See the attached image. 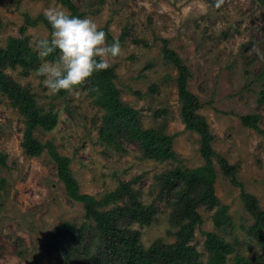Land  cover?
<instances>
[{"label":"rangeland","instance_id":"1","mask_svg":"<svg viewBox=\"0 0 264 264\" xmlns=\"http://www.w3.org/2000/svg\"><path fill=\"white\" fill-rule=\"evenodd\" d=\"M84 17L107 28L119 40L121 53L109 59L117 73L116 84L124 104L139 112L145 129H163L174 136L176 158L159 162L148 159L138 143L117 146L99 142L98 127L103 111L90 92L82 88L66 95L51 93L43 77L22 68L8 69L12 80L35 94L39 106L58 115L54 130L34 131L41 144L51 142L56 152L71 161L80 192L97 199L113 192L121 182L137 179L133 188L141 201L155 204L156 221L149 227L136 224L145 248L162 241H177V228L170 220V195L158 185V176L175 169L204 165L200 136L186 128L178 95V69L166 56L173 51L189 70L188 87L201 104L214 137L213 148L238 170L246 192L255 195L264 210V0H74ZM60 7L57 0H0V47L10 38L27 37L34 42L49 36L40 22L25 33L26 16L38 18L43 10ZM69 12V11H68ZM70 13V12H69ZM22 33V34H21ZM34 49V48H33ZM43 61V58H42ZM42 61L40 63H42ZM259 117L260 131L246 125V116ZM26 120L0 97V152L7 167L0 165V264H66L64 256L48 248L52 231L71 223H85L83 205L66 194L53 157L46 151L29 156L23 148ZM215 190L222 205L229 207L233 225L214 226L215 210L199 206L203 219L192 245L204 262L208 260L205 233L212 232L231 243L235 252L227 264L241 255L258 257L263 251L249 234L254 219L234 186L215 160ZM85 264H88L85 262Z\"/></svg>","mask_w":264,"mask_h":264},{"label":"trees","instance_id":"2","mask_svg":"<svg viewBox=\"0 0 264 264\" xmlns=\"http://www.w3.org/2000/svg\"><path fill=\"white\" fill-rule=\"evenodd\" d=\"M57 2L71 14L84 17L74 0ZM97 3L102 5L104 0H97ZM25 20L26 26L22 27V33L26 32L27 27L40 22L50 29L43 16L36 19L26 16ZM102 29L106 33L107 42L111 43L114 40L112 35L107 28ZM166 56L178 69L181 116L186 128L199 134L200 151L205 163L195 169L178 167L158 176V185L171 197L167 203L171 208V224L178 229L177 241L172 244L158 241L145 248L140 232L133 227L136 224L151 226L158 216L156 205H147L141 201V192L133 188L137 179L121 182L115 191L101 199L80 192L79 182L71 171L70 159L57 153L51 142L41 144L34 139V131L37 129L46 132L54 130L58 115L39 106L35 94L12 80L7 73L8 69L16 68L24 69L25 74L30 73L40 65L42 58L34 51L27 37L10 38L6 47H0V97L9 100L10 105L26 120L24 150L31 157L40 156L47 150L56 163L57 174L64 184L67 196L83 205L86 221L80 229L69 222L59 225L52 231L48 243L49 250L62 254L66 264H227L235 249L218 234L205 233L204 244L209 256L206 262L192 245L196 229L203 223L198 211L201 205L215 210L213 223L216 228L228 229L233 225L229 207L222 205L216 195L215 160L219 163L221 172L234 186L241 189L244 208L254 219L249 234L263 251L258 257L245 258L237 255L235 264H264V210L258 198L246 192L244 184L239 180L238 170L213 148L214 137L210 126L204 117L197 114L201 108L199 99L188 87L189 70L173 51L166 50ZM117 78V73L109 66L77 86V89L90 92L96 105L103 111L102 123L98 127L99 142L117 146L118 149L119 142H134L138 143L148 159L159 162L175 159V137L167 135L163 129H145L142 126L139 112L121 100ZM59 93L64 96L69 92L61 90ZM261 94L264 95V90ZM243 122L260 131L259 117L246 116ZM6 160V155L0 152V165L7 167ZM2 182L5 181L1 179L0 184Z\"/></svg>","mask_w":264,"mask_h":264},{"label":"clouds","instance_id":"3","mask_svg":"<svg viewBox=\"0 0 264 264\" xmlns=\"http://www.w3.org/2000/svg\"><path fill=\"white\" fill-rule=\"evenodd\" d=\"M43 15L51 31L34 42V51L43 58L34 76L43 77L42 84L53 94L76 91L94 73L106 70L109 59L122 51L120 41L107 42L105 31L90 17L60 7L45 8ZM257 51L264 60V53Z\"/></svg>","mask_w":264,"mask_h":264}]
</instances>
